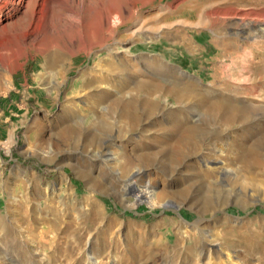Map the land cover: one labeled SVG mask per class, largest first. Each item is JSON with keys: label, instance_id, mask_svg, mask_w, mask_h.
Segmentation results:
<instances>
[{"label": "rangeland", "instance_id": "374dc122", "mask_svg": "<svg viewBox=\"0 0 264 264\" xmlns=\"http://www.w3.org/2000/svg\"><path fill=\"white\" fill-rule=\"evenodd\" d=\"M12 1L17 5L0 16L10 72L0 90V264H94L90 257L95 264H264V172L257 188L239 165L228 164L238 139L248 147L264 138V117L224 128L207 107L216 95L264 108V38L235 34L245 26L252 35L249 23L264 22V0H59L50 5L46 35L30 37L36 45L23 53V15L36 0ZM108 9L119 16L111 32L103 23ZM53 47L69 57L61 80L42 70L41 53ZM149 58L183 75L149 71ZM116 60L134 80L167 90L165 81L176 80L198 100L176 105L161 92L159 109L143 116L138 105L140 120L120 134L107 98L128 82L106 71ZM86 73L92 86L77 93ZM101 95L107 99L95 105ZM176 112L183 125L196 121L207 134L184 172L192 179L164 176L165 164L127 166L126 158L173 144ZM70 124L83 127L66 144L58 137ZM215 167L227 174L206 175ZM137 169L145 175L130 179ZM132 182L139 190L148 183L155 195L137 201L135 190L124 189ZM187 187V195H176Z\"/></svg>", "mask_w": 264, "mask_h": 264}, {"label": "bare ground", "instance_id": "6f19581e", "mask_svg": "<svg viewBox=\"0 0 264 264\" xmlns=\"http://www.w3.org/2000/svg\"><path fill=\"white\" fill-rule=\"evenodd\" d=\"M38 1L39 0H36L35 2H29L26 5V12L24 13L23 16H26V22L28 23L29 27L24 35V38L22 41V49L20 50V53H23L27 49V47L31 48L36 45L34 40L31 41L30 43H27L30 37L35 36V40H36V37L39 38L38 36L42 34L46 35L48 31V14L50 11V5L53 3L55 4V2H59V0H41L39 4V7H40L39 11L38 13H35L34 11L31 10V8H33V6L38 3ZM61 3L62 2H60V4ZM15 5L17 4H15V2L12 0H0V16L5 11H7L9 8H12ZM70 13L75 16V14H73L72 12ZM94 14H96V12H94ZM118 17H119L118 13L114 11L113 9H108L105 11L104 16H103V21H104L103 23L107 25L110 32L113 29V26H115L114 24H115V21L118 19ZM80 19L81 17L80 18L78 17L77 19L73 18L71 19V21L74 23L80 24L82 22V20ZM249 25H250L249 29L252 35H249V32H248L249 30H247L245 26L242 27L240 30H237L235 34L245 40H253L256 37L264 38V22H254V23H249ZM3 51L4 49H2V47L0 46V90L7 84V81L9 80L8 74H10V72L7 69V65L4 61L5 60L4 58L6 55L3 54ZM41 54L43 58V65H42L43 72L48 73L50 76L53 75L54 78L57 80H61L66 75L65 66H66V63L69 61L68 60L69 57L67 58L65 54H63L62 51H60L56 47L55 48L53 47L52 49H49L48 51L44 53L42 52ZM7 60H11L10 57L7 58L6 61ZM120 62L121 61L116 60V67L114 65V67H109L106 70L107 72L109 71L110 73H113V75L111 74L109 75L110 77L111 76L117 77L120 79L122 83L125 81H128L127 83L125 82L126 83L125 86L121 85L120 87L121 90L118 92L117 96H115L114 98L107 97L108 100H110L109 102L111 105L110 106L111 109L117 111V116L120 121V124L117 130H118V133L120 134L126 128L129 129L132 126H135V123H137L140 120V117L137 114V111L139 110L137 107L138 105L140 106L142 105L143 107V110H142L144 112V114L142 113L143 116L144 115L150 116L152 113H154L155 111L159 109V102H157V98L159 94L165 93L167 98L171 97L174 100V102L177 103L176 105H179V103L183 101H185L186 104L192 105L193 102L198 100L195 97V95L191 93V91H189L188 89L180 88L176 80H172L171 82L165 81L170 84L171 90L164 89L162 85H159V83H156L152 80H148V79L147 80H141V79L134 80V77L136 76H134V74L130 70H128L126 67L120 65ZM147 62H149L151 66L149 71L158 72V70H163V73H166V74L174 73V74L183 75V73L177 69H172V68L163 69L161 62H159L155 58H149ZM154 73L156 74V72ZM90 74L86 73L82 76L83 78L82 83L76 88V90L78 89L77 93L81 89L83 90L85 88L92 86L93 79H92V76H90ZM127 85L132 86V87H130L129 89L127 88L128 87ZM118 86L120 85L118 84ZM125 89L126 91L128 89L129 90L126 92ZM131 91L135 93V96L127 97V95H130L129 93ZM140 94L141 96H139ZM101 96L102 98L100 97V99L99 97H95L97 98L95 105H97L99 101L105 102V100L107 99V98L103 99V95ZM211 102L212 103H210V105L207 106L208 112L213 114L212 116H214V118L212 121L216 122L217 125H219L220 127L225 128L236 122L242 123L246 126L250 119L254 121L258 120V122L263 121V117H264L263 109L264 108L262 109V108H259L258 106H252V107L237 106L230 99L224 98L223 96H216V95L212 99ZM70 111L71 110H68L67 112L68 117L71 116ZM170 119L171 121H170L169 132L171 134L169 133V135H171L172 138H174L173 144L170 143L166 145L167 147L166 149H164L165 151H161L159 153H154V152L145 153L144 152L145 154L134 155L131 157V159L126 158L125 164L127 166H132L133 164L138 163V164L144 165L146 168H155L157 164H160V165L165 164L164 168L161 170L164 176H170L172 178L175 176L177 177H183V176L190 177L191 176L189 174H184V172H188L189 170L193 168V166L188 163L189 158L197 155L198 149L201 146L200 145L201 142L198 141V139L201 136H205L207 134H204L200 130L199 127L194 125L196 121H193L192 125H189V124L183 125V122H185V117L181 116L180 114L178 115L177 112L172 113V115L170 116ZM82 127H83L82 124L81 125L70 124V125H67L65 128L63 127L64 129L62 133L60 134V136L58 137L59 140L63 143L69 142L71 139L76 138L77 134L81 131ZM89 127L90 125H88V128ZM101 127L103 130L110 129V127H108L107 125H102ZM94 140L95 139L91 137L88 140V142L95 143ZM238 140L239 141L236 144L233 143L232 145L234 148L231 153L232 157L231 156L229 157L228 164L229 165H239L241 168L240 171L242 173H246L247 175H249L248 179L251 185L258 188L260 185L259 183L261 182L258 181L256 177L262 176L264 172V163L262 162L261 155L259 153V150L260 152H262L261 150L264 149V138L261 139L260 142L256 143V145H252L248 147L245 146V143L242 141L241 138ZM38 145L39 143L37 142L34 143V146H38ZM220 152L222 153V150ZM110 160H113L112 156L110 157ZM212 169L213 170L211 172L207 171V174H206V175H209L210 178L212 175H221L222 173H223L222 175L227 174V171L222 168L215 167ZM76 174L79 176L82 175L85 178H88V174L84 170L78 169L76 171ZM144 175H145V171L143 169L142 170L137 169V171H135V173L131 175L130 179H132L135 176L143 177ZM124 189L128 191L135 190L136 191L135 199L137 201L151 200L153 196L155 195V193L153 192V187L149 186L148 183H145V185H143V190H139L137 185L133 182L126 185ZM189 192H190V189L187 187L177 192L176 195L185 196ZM0 226H2V223L0 224ZM90 259H92L91 261L92 263L94 264L98 263V260L96 258L90 257Z\"/></svg>", "mask_w": 264, "mask_h": 264}]
</instances>
